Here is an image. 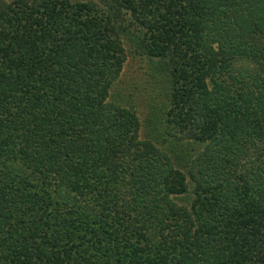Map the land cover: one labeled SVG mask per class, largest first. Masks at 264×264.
Listing matches in <instances>:
<instances>
[{
	"label": "trees",
	"instance_id": "1",
	"mask_svg": "<svg viewBox=\"0 0 264 264\" xmlns=\"http://www.w3.org/2000/svg\"><path fill=\"white\" fill-rule=\"evenodd\" d=\"M0 264H264V0H0Z\"/></svg>",
	"mask_w": 264,
	"mask_h": 264
},
{
	"label": "rangeland",
	"instance_id": "2",
	"mask_svg": "<svg viewBox=\"0 0 264 264\" xmlns=\"http://www.w3.org/2000/svg\"><path fill=\"white\" fill-rule=\"evenodd\" d=\"M146 64L129 54L123 65L116 86L126 96V99L133 102L139 111L140 118L150 109L152 101L157 103V95L152 90V85L146 73Z\"/></svg>",
	"mask_w": 264,
	"mask_h": 264
}]
</instances>
